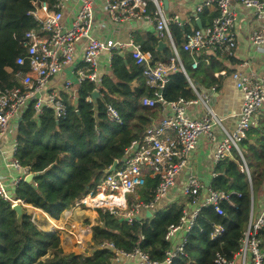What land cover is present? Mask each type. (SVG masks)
I'll list each match as a JSON object with an SVG mask.
<instances>
[{
	"label": "trees",
	"instance_id": "trees-1",
	"mask_svg": "<svg viewBox=\"0 0 264 264\" xmlns=\"http://www.w3.org/2000/svg\"><path fill=\"white\" fill-rule=\"evenodd\" d=\"M60 0H0V86H18L15 74L26 72L28 67L18 66L15 61L24 55V34L37 28L29 15L34 2H47L50 7ZM153 10L149 4L148 11ZM218 16L216 7L198 15L203 29ZM190 24H172L171 36L184 71L177 68L161 91L166 103L180 99L192 101L197 95L191 89V81L199 91L215 85L219 90L223 79L214 74L226 70L225 63L237 62L234 50L221 54L218 51L203 53L197 69L189 52L183 50L185 36L198 28ZM142 52L148 53L151 65L167 64L174 54L168 46L158 50L159 38L154 34L134 36ZM207 60V62L203 61ZM225 61V62H224ZM143 66H137L130 54L115 51L111 60V75L102 79L101 98L96 105L88 101L95 86L84 83L78 91L77 101L68 107L67 116L56 120L51 110L33 119L30 106L17 125V151L15 158L37 173L33 182H22L15 196L27 204L59 219L63 211L86 196L101 182L105 171L115 161L121 165L125 150L140 140L153 120L160 113L161 103L153 108L143 106L144 99H155L154 88L145 84ZM229 74L228 70H226ZM118 114L121 124L107 115L106 106ZM241 155L232 149L229 156L216 164L211 188L230 195L233 204H222L223 215L212 208L200 210L185 246L187 258L178 256L173 264H210L214 255L232 258L238 250L240 239L246 229L251 198L264 189V118L253 126L247 137L238 144ZM246 165L247 171L243 169ZM34 183L37 185L34 186ZM159 178H147L144 186L136 190L139 199L127 194L129 204L152 202ZM259 197V196H258ZM183 205L171 204L166 210H153L151 217H138L131 222L120 221V216L106 209L97 208V221L91 228L93 244L91 255L66 253L56 233L39 230L29 217L17 221L9 202L0 198V264H115L114 253L102 245L112 244L116 250L132 252L136 247L148 254L153 261L161 262L172 243L165 240L170 226L178 224ZM215 225L224 228L218 240L210 235Z\"/></svg>",
	"mask_w": 264,
	"mask_h": 264
},
{
	"label": "built area",
	"instance_id": "built-area-1",
	"mask_svg": "<svg viewBox=\"0 0 264 264\" xmlns=\"http://www.w3.org/2000/svg\"><path fill=\"white\" fill-rule=\"evenodd\" d=\"M71 2L72 0H60L52 7L47 2L33 3L29 15L37 23V28L24 34L22 46L25 53L17 57L15 61L16 65H26L28 69L26 72L19 71L15 74L18 86L12 88L0 86V198L2 200L9 202L11 206L19 204L25 210V215L29 217L30 222L36 227L40 225L39 215L42 214L38 209L27 204L23 199L17 198L14 194L27 175L33 174L34 178L37 176V173L32 172L30 167L22 166L15 158L18 122L30 106L33 110V119H38L46 110H51L56 120L64 119L67 116L68 107L76 103L77 93L86 82L92 83L95 86L94 91H98L101 96L99 89L102 78L95 70L103 52H109L111 64L115 51L123 54L122 50L127 49L135 64L144 67L142 74L145 84L156 90V98L144 99L143 106L153 108L157 103H161L162 106H170L172 114L161 119L156 126L148 128L140 140L134 141L125 150L121 165L115 171L105 174L95 189L77 201L71 208H79L82 205L89 207V203L98 201L101 197L102 200L99 202L102 204L104 198L111 203L116 201L124 203L127 194H134L136 190L144 186L147 177L144 169H148L150 175L159 178L154 198L148 204H132L130 209L125 212L124 217L127 219L126 222H131L145 210H154L157 203L168 194L178 176L186 168L187 158L190 152L195 149L198 140L203 136L210 141L213 140L211 132L214 125L219 126L224 134V139L217 146L214 155L215 166L229 156L232 149L241 155L238 144L257 124L258 113L264 112V80L262 78L254 74L246 76L241 72L232 74L236 88L242 93V104L236 127L234 130L228 131L222 125L220 118L209 107L208 96H199L191 81H189L190 87L198 95L196 100L184 101L180 99L176 102L166 103L161 97L160 90L169 81L171 73L176 70V63L184 71L171 36L170 27L172 24L185 25L179 15L170 16L165 13L162 5L163 0H105L104 5L109 24L118 25L147 19L153 23L155 35L159 39L169 41L174 57L167 64L158 62L154 65L150 64V55L142 52L141 47L136 44L134 33L127 37L126 41L94 35L95 0H76V10L68 24L65 18V9ZM150 3L153 5L151 12L148 11ZM234 4L249 9L257 20L264 22V0H198L194 9L196 15L216 7L218 16L213 19L210 26L203 29V32L197 29L185 36L183 50L189 52L192 57V69H197L198 62L204 52L230 53L235 47L234 27L237 17ZM102 27L106 29L104 24ZM249 41L257 48L264 46V24L260 29H254L251 32ZM79 44H82L80 61L77 60ZM67 69L70 70L72 79L61 76L62 72ZM214 90L215 88L211 89L212 92ZM88 101L91 102V97ZM198 103L206 108V117L203 119L189 118L186 115V106ZM106 110L111 121L121 124L117 112L111 106H106ZM7 141L10 142V149L6 150L4 143ZM2 168L6 171L5 174L2 173ZM243 169L247 171L246 165L243 166ZM36 185L34 183V186ZM201 190L203 191L204 187L200 181L195 177H189L187 185L183 188V195L189 203L196 207L189 212L183 210L178 224L169 227L165 235L166 241L172 242L178 233H182V236L177 244L166 251L161 262L151 260L149 255L138 247L129 253L116 250L109 243L102 247H106L114 253L113 262L115 264H122L124 259L137 260L138 264H173L178 256L187 258L184 249L200 210L209 207L217 215H223L222 204L227 203L233 206L229 194L212 188H205L206 193L202 201L197 202ZM117 210L109 209L116 214ZM253 214L254 212L251 210L246 229L240 239L239 248L232 258H227L217 252L210 264H264V205L257 216L254 217ZM44 220L47 221L45 225L48 228V233L58 235L62 233L67 237L65 240L63 238V242L65 241L67 245H72V248L76 246L84 249L86 240H82L81 235L75 236L73 232H68L69 234L66 232L67 218L61 223L46 217ZM223 234L224 228L215 225L210 238L218 240Z\"/></svg>",
	"mask_w": 264,
	"mask_h": 264
},
{
	"label": "crops",
	"instance_id": "crops-1",
	"mask_svg": "<svg viewBox=\"0 0 264 264\" xmlns=\"http://www.w3.org/2000/svg\"><path fill=\"white\" fill-rule=\"evenodd\" d=\"M198 0H167V8L164 6V0H163V9L167 15L172 16L173 14L179 15L183 21L186 24H192V20L195 22L198 18V15L195 13V5ZM171 2H173L176 5V10H173V12L170 10ZM151 4V3H150ZM104 5L105 0H95L94 4V16H95V30L94 35L96 37H106L107 39L112 40H123L126 41L127 37H129L131 34L134 36H141L145 37L147 34L151 33L155 35L154 32V25L151 21L147 19H143L138 22H129V23H123V24H109L108 23V17L106 16V13L104 11ZM77 2L76 0H72L71 3L66 7L65 9V18L68 22V24L71 21V17L73 16L75 10H76ZM208 10H213L208 9ZM234 10L236 11V24L234 27V33L236 37V47L234 50V55L237 60L235 64H229V62L225 63L226 70H228L229 74H227L226 70H222L220 72H216L214 74L215 78L222 77L223 83L219 90L216 89V86L213 85L209 87V89H200L197 92L199 93V96H208L209 98V107L212 109V111L220 118L222 125L228 130L232 131L236 127L239 117L238 113L242 104V93L240 90H238L234 84V81L232 79V74L235 72H241L243 75L250 76L251 74H254L255 76L262 78L264 80V46L261 48H257L253 46L250 41L249 37L253 30H251V18L248 15L244 14V8L238 4H234ZM251 12V11H250ZM200 21V20H199ZM102 24L106 26V29L102 27ZM196 26V25H195ZM159 41H162L166 44V47L169 46V41L164 39H159ZM170 47V46H169ZM81 48L82 44H79L77 46V55L79 56L77 58L78 61H80V55H81ZM171 48V47H170ZM164 49V48H163ZM173 51V50H172ZM204 52L206 53H211ZM123 54H130L127 49L122 50ZM174 54V53H173ZM225 54V53H221ZM179 56V55H178ZM109 52H103L100 56L98 66L96 68V73L99 75L100 78L103 79V77L111 75V69H110V60H109ZM174 57V56H173ZM132 59V58H131ZM133 60V59H132ZM180 60V59H179ZM134 61V60H133ZM207 62V60H203ZM225 62V61H224ZM135 63V62H134ZM244 64V65H243ZM243 65V66H242ZM179 66V65H178ZM180 67V66H179ZM183 68V67H182ZM194 70V69H193ZM62 77L72 79V74L70 70H64L62 72ZM196 87V86H195ZM212 88H215L214 92L211 91ZM196 94V93H195ZM197 95V94H196ZM198 97V95H197ZM101 98V97H100ZM172 114V108L170 106H162L160 108V113L156 117L155 120H153L152 126H156L161 119L168 117ZM186 115L191 119H203L206 117L207 112L206 108L201 104H188L186 106ZM264 118V112H259L257 115V123L262 121ZM212 136L213 140L210 141L207 137L203 136L198 140V143L193 151L190 152L188 158H187V166L186 168L181 172V174L178 176V178L175 181L174 186L170 189L168 194L160 200L157 205V210H166L167 207L171 204H178L183 205L184 210H187L188 212L190 210H193L196 206L189 203L188 199L183 195V188L187 185L189 177H195L197 178L200 183L203 185L204 190L199 192V195L197 197V202H201L206 190L205 188H211L213 179H214V170H215V164H214V155L217 149V146L223 141L224 134L222 132V129L214 125L212 128ZM5 149H10V142L7 141L4 143ZM9 156V155H6ZM10 157V156H9ZM145 173L147 174V178H158V176H152L149 174L148 169H144ZM2 173L5 174L6 171L2 168ZM142 188V187H141ZM140 189V188H139ZM15 194V191H14ZM135 196L134 200L139 199V196L137 195V192L133 194ZM259 196V197H258ZM256 196L255 199L253 197L251 198V207L250 212L253 210V206L256 203L257 207L260 208V210L263 208L264 205V189L263 191ZM255 204V205H256ZM81 206L79 208H69L65 211H63L61 217L59 219H54L48 216L43 211H38L49 220H52L54 222H62L63 218H67L68 223H72L74 220V217L78 215V211L80 210ZM87 211H89L88 207H84ZM71 210V211H70ZM259 210V211H260ZM144 211V210H143ZM146 212H142L139 217L145 216ZM151 216L153 215V210L150 211ZM249 212V214H250ZM42 215H39L40 217V225H38V229L43 232H49L48 228L45 224H47V221L44 220V217ZM65 215V216H64ZM69 215V216H68ZM150 216V217H151ZM90 219H88V222H90V232L86 235L85 240L88 239L89 244H91V247H93L92 241H91V228L93 226L94 220L96 219V215L94 213L90 214ZM59 233V232H58ZM182 233H178L172 240V247L177 244L181 239ZM88 242H85V245ZM67 245V244H66ZM72 245H67L63 247L62 245V239H61V247L66 253H80L83 252L82 247H71ZM67 250V251H66ZM91 252L89 253V256L92 253V249H90ZM83 255V254H81ZM122 264H138L137 260H130V259H124L122 261Z\"/></svg>",
	"mask_w": 264,
	"mask_h": 264
},
{
	"label": "rangeland",
	"instance_id": "rangeland-1",
	"mask_svg": "<svg viewBox=\"0 0 264 264\" xmlns=\"http://www.w3.org/2000/svg\"><path fill=\"white\" fill-rule=\"evenodd\" d=\"M176 5L171 2V5H170V10L171 12H173V10H176ZM244 14L245 15H248L250 16L251 18V30H254V29H260L264 22L263 21H259L257 20L254 16H253V13L250 12L249 9H246L244 8ZM166 41V39H164ZM135 198V197H134ZM124 203H120L117 201L116 202H113V203H110L108 201H105V203L102 204V202H99V201H95V202H92V203H89V211H87L84 207V205L81 206L80 210L78 211V215H76L74 217V220L72 221V223H67V225L65 226V230L66 232H73L75 234V236L78 235H81V239H85L86 236L85 234L87 235L89 232H90V222L92 221L91 220V217H90V214L91 213H94L96 215V219L94 220V223L93 225L96 224V221H97V212H96V209L97 208H103V209H106V210H109L110 208L115 209L118 211V215L121 217V218H125L124 217V214L125 212L127 211V209H130L131 207V204H129V200L127 198V196H125V200L123 201ZM256 204V203H255ZM253 206V209H254V217L258 215V212L260 210V208L257 207V204ZM65 218H63L64 220ZM88 219H90V222H88ZM69 234V233H68ZM59 236H60V243H61V239H62V244L63 245H66L65 241L63 242V238L65 240L66 235L62 234V233H59ZM85 237V238H84ZM74 241V240H73ZM86 245H85V249L83 250V252H81V254L83 255H89V253L91 252V244H89V241L88 239L86 240ZM65 247V246H63ZM67 251V250H66ZM77 254H80V253H77Z\"/></svg>",
	"mask_w": 264,
	"mask_h": 264
},
{
	"label": "water",
	"instance_id": "water-1",
	"mask_svg": "<svg viewBox=\"0 0 264 264\" xmlns=\"http://www.w3.org/2000/svg\"><path fill=\"white\" fill-rule=\"evenodd\" d=\"M164 6H165V8H167V0H164ZM195 25H196V27H197L201 32L204 31V30H203V27H202V25H201V23H200V21H199V19H197V20L195 21ZM190 26H191L192 28L194 27L193 25H190ZM165 47H166V44H165L164 42H162V41H159V42H158V47H157V49H158L159 51L162 50V49L165 48ZM100 97H101V96H100V94H99L98 91H94V92H92V94H91V102H92V104H93V105H96L97 102H98V100L100 99ZM117 164H118V161H115V162L113 163V165H112L109 169H107V170L105 171V174H109V173L115 171V169L117 168ZM33 179H34V175H33V174H29V175H27V176L25 177L24 182L30 183V182L33 181ZM9 194H10V192H9ZM11 209H12V211L15 212L17 221H21L22 218H23V216L25 215V210L23 209V207L20 206L19 204H14V205L11 206ZM150 216H151V212H150V211H147V212H146V217H150ZM136 218H138V217H136ZM120 221H127V219H126V218H120Z\"/></svg>",
	"mask_w": 264,
	"mask_h": 264
},
{
	"label": "bare ground",
	"instance_id": "bare-ground-1",
	"mask_svg": "<svg viewBox=\"0 0 264 264\" xmlns=\"http://www.w3.org/2000/svg\"><path fill=\"white\" fill-rule=\"evenodd\" d=\"M101 198H102V197H101ZM101 198H99L98 201H101V200H102ZM104 201H108V202H110V201H109L108 199H106V198L103 199V203H105ZM110 203H111V202H110ZM120 203H121V202H120Z\"/></svg>",
	"mask_w": 264,
	"mask_h": 264
}]
</instances>
